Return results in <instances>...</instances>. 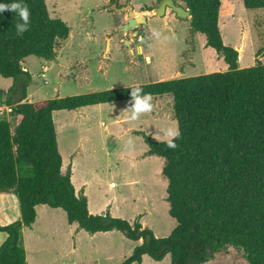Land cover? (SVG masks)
I'll return each instance as SVG.
<instances>
[{
	"label": "trees",
	"instance_id": "16d2710c",
	"mask_svg": "<svg viewBox=\"0 0 264 264\" xmlns=\"http://www.w3.org/2000/svg\"><path fill=\"white\" fill-rule=\"evenodd\" d=\"M12 2L27 4L31 23L19 37L16 13H0V77L13 81L4 101L0 94V105L9 107L14 123L11 129L0 115V193L15 195L20 212L18 220L0 227L7 235L0 264H27L20 234L31 228L38 205L63 210L69 225L88 234L119 231L131 241L142 240L121 264H141L144 255L159 262L167 254L170 264H204L228 246L242 250L247 264H264V64L238 68V52L225 46L220 34V0L183 2L191 33L204 35L206 47L228 70L138 85L152 97H172L180 132L178 147L171 150L166 141L134 131L147 145L146 155L163 159L168 214L176 224L165 238H156L138 221L89 214L70 170L61 171L53 113L130 100L137 86L28 102L32 80L22 62L29 56L54 61L69 27L50 17L45 0H0ZM242 4L246 10L264 9V0Z\"/></svg>",
	"mask_w": 264,
	"mask_h": 264
},
{
	"label": "rangeland",
	"instance_id": "374dc122",
	"mask_svg": "<svg viewBox=\"0 0 264 264\" xmlns=\"http://www.w3.org/2000/svg\"><path fill=\"white\" fill-rule=\"evenodd\" d=\"M159 1L118 0L116 5L123 8L140 4L141 9H156ZM173 2L185 6L183 0ZM45 4L51 18L67 24L69 36L59 46L54 61L29 56L22 62L32 80L27 88L29 102L228 70L223 59L206 47L205 36L191 33L189 19L177 17L168 8L163 16L154 13L141 25L143 42L135 39L127 45L121 30L127 12L111 9L109 0H45ZM218 26L225 46H236L238 52L243 45L240 66L251 67L256 61L264 64V9L246 10L242 0H220ZM154 30L160 33L159 39L152 36ZM140 45H145L143 54ZM145 56L152 65L146 64ZM12 84L11 79L0 77L4 100ZM152 98L153 111L135 121L129 119L126 100L56 111L53 122L61 171L72 170L71 183L87 198L92 212L105 211L129 223L139 222L144 215L145 228L156 238H165L176 224L165 207L163 159L152 158L138 166L127 160L148 149L134 131L153 135L154 142H164L163 136H154L162 135L164 129L177 128L172 97ZM7 109L0 105V115L13 129ZM37 212L36 228L26 239L27 264H121L136 245L119 231L88 234L77 225L69 226L63 210L41 206ZM74 229H78V235ZM142 264H170V256L167 254L160 263L147 257ZM204 264L247 263L242 250L228 246Z\"/></svg>",
	"mask_w": 264,
	"mask_h": 264
},
{
	"label": "crops",
	"instance_id": "0c3cea01",
	"mask_svg": "<svg viewBox=\"0 0 264 264\" xmlns=\"http://www.w3.org/2000/svg\"><path fill=\"white\" fill-rule=\"evenodd\" d=\"M131 7L133 8V11L136 13V15L143 16V17H145V19H147L148 16H153L154 10H155V8H150L151 9L150 11H147V9H145V8L141 9L142 5H140V4L138 6H133L132 5ZM126 22H127V20H126ZM140 30H141V25L139 27H137V29H136L135 32H131L130 34L127 33L128 35L125 34V33H123V37L125 38V44L129 45L128 42H132L133 43L135 39H137L138 41L143 42L144 39L140 35ZM139 47H140V50H141V54H143L144 53L145 45L144 46H141L140 45ZM242 47H243V45H241L238 48V61H237V65H238V68H240V69L243 68V67H248V64H243L242 66L239 65V58H240L239 53H240V51H243V48ZM233 48L235 50L237 49L236 46H234ZM145 62H146L147 65L150 64V58L148 56H145ZM150 65H152V64H150ZM175 74L178 75L177 72ZM26 100H28V97H27ZM28 102H29V100H28ZM87 107H90V106H87ZM82 108H85V107H82ZM151 116H153V114ZM171 120H172V117H171V119H168V121H171ZM151 137H153V135H151ZM146 152H147V150H145L141 154H136V156H132L131 158H129L127 160L129 162H131V164H135V165L138 166L139 164L142 165V164H145L147 162H150L149 161L150 159L157 157V156H153V155H146ZM138 160H140V161H138ZM70 167L72 168V162L70 164ZM61 169H62V167H61ZM70 172H71V177H72V170L71 169H70ZM130 183H132V181H130L129 184ZM111 187H113V184H111ZM165 191H166V189H165ZM75 193L77 195L80 194L76 190H75ZM164 199L166 201V194H165V198ZM41 206H46V205H38V206L35 207L36 217H35V221L32 224L31 228H23L22 231H21L19 243H20V246L23 249H25V251L27 249V246H26L27 245L26 244V239L28 237L27 234H29L30 232L32 234L34 232V228H36L35 226H36V222H37V213H38L37 211H38L39 207H41ZM46 207H48V206H46ZM165 207H166V209H169V205H168L167 201L165 203ZM50 209H52V208H50ZM87 209H88L89 214H92V215H94V214H97L98 215V214H104L105 213V211H101V212H98V213L92 212V210L90 209V206H89V202L88 201H87ZM52 210H56V209H52ZM110 211H111V214H112V211H113L112 208H110ZM19 217H20L19 205H18V201H17V198L15 197V195H13L11 193H0V227L6 226V225H8V224H10V223L18 220ZM140 221L139 222L141 223L142 227L145 228L146 223L144 222V215L141 216ZM66 222H67V220H66ZM73 225H77V224H71L69 226H73ZM74 231H75V229H74ZM75 232H76L75 234L78 235V229ZM111 232H113V231H111ZM98 233H95V234H98ZM103 233H106V232H103ZM6 237H7V235H6L5 232H0V245L5 241ZM132 242H134L136 244L135 246H138V245L141 244L142 241L139 240V241H132ZM147 257H148L147 255L142 256V262H141V264L143 263V261H146L147 260ZM26 258H27V254H26ZM159 263H160V261H159Z\"/></svg>",
	"mask_w": 264,
	"mask_h": 264
},
{
	"label": "clouds",
	"instance_id": "9594fccd",
	"mask_svg": "<svg viewBox=\"0 0 264 264\" xmlns=\"http://www.w3.org/2000/svg\"><path fill=\"white\" fill-rule=\"evenodd\" d=\"M5 11H10L12 13H16L19 18V22H17L14 27L16 30V35L22 37L25 32L29 30L30 26V16L31 12L27 4L23 2H12L10 4H0V13ZM152 36L159 39L160 33L155 30L152 33ZM129 105L126 111L131 113L129 119L137 120L141 115L151 113L154 109V105L152 103V95L150 93H144L143 89L139 86L131 89L130 91ZM162 135H156L154 138H159L163 136L166 140V147L171 150H175L178 145L174 142L176 139L180 137V132L178 128H167L160 131ZM131 142V141H130Z\"/></svg>",
	"mask_w": 264,
	"mask_h": 264
},
{
	"label": "water",
	"instance_id": "95a60500",
	"mask_svg": "<svg viewBox=\"0 0 264 264\" xmlns=\"http://www.w3.org/2000/svg\"><path fill=\"white\" fill-rule=\"evenodd\" d=\"M111 9L126 11L127 12V22L122 26V32L127 34L128 32H135L137 27L140 25H144L146 23V19L143 16L135 15L133 8L128 5L123 8H118L116 3L111 4ZM170 9L173 13L176 14L177 17L186 19L189 18L190 12L185 9L183 6H177L173 0H160L158 3V7L154 10L155 15L163 16L166 9ZM1 99L4 101V92H0Z\"/></svg>",
	"mask_w": 264,
	"mask_h": 264
},
{
	"label": "built area",
	"instance_id": "2783aa9c",
	"mask_svg": "<svg viewBox=\"0 0 264 264\" xmlns=\"http://www.w3.org/2000/svg\"><path fill=\"white\" fill-rule=\"evenodd\" d=\"M7 112H10V109H7Z\"/></svg>",
	"mask_w": 264,
	"mask_h": 264
}]
</instances>
